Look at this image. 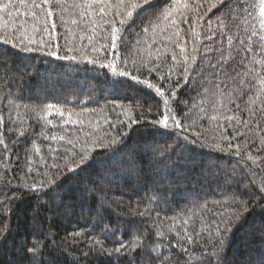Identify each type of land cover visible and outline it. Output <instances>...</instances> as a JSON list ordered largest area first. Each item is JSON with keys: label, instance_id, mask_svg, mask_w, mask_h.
Returning a JSON list of instances; mask_svg holds the SVG:
<instances>
[{"label": "trees", "instance_id": "trees-1", "mask_svg": "<svg viewBox=\"0 0 264 264\" xmlns=\"http://www.w3.org/2000/svg\"><path fill=\"white\" fill-rule=\"evenodd\" d=\"M63 2L67 6L64 23L59 19V13H54L50 25L55 22L57 33L67 32L70 40L79 42L84 26L82 22L71 24L72 19L79 20L78 10L73 9L72 4L82 0ZM184 2L190 9L196 5L186 13L189 23L179 24L181 43L185 44L187 52L191 53L194 42L202 52L205 45L216 47L221 40L227 50L230 47L227 35L245 37L244 17L237 16L235 11L239 0H227L231 9L217 4L211 11H207L209 5L217 0H182ZM249 2L258 4L259 0ZM165 7L168 4L163 0H156L151 8L160 11L149 18L152 25L149 31L143 32L149 20L129 25L128 34L119 47L120 57L127 58L128 70L137 76V81L131 80L130 76L112 77L108 70L94 68L92 64L61 61L40 52L25 53L0 43V66L7 65V68L0 67V116L3 117L0 139L7 145V150L0 145V264H24L28 259L26 247L31 246L34 236L40 232L50 234L43 258L45 264H114L118 260L115 254L99 253L92 249V243L94 239H102L108 248L118 246L121 239L129 243L135 238L133 226L138 234H153L154 241L167 250L165 260L179 259L180 264H184L188 257L201 255L204 251L201 245L208 239L213 220L221 212L231 211L234 206L228 201L234 193L240 192L243 195L237 198L246 200L250 210L225 238L221 261L222 264H264V145L260 143L264 136V113L257 110L259 102L248 104L249 96H256L259 83L251 77L236 76L235 82H228L229 89L240 87L241 92L233 93L234 102L228 106L231 110L221 109L218 102L214 106L204 90L212 88L216 81L211 75L212 69L201 65L198 55L197 65L200 66L194 68L193 78L185 84L181 75L182 57L173 43L177 39L173 35L175 29L161 18ZM151 8L145 5L134 16L142 18ZM206 11L207 15L203 16ZM200 16L203 20L195 25V31L200 35L194 38L188 30L189 25L193 17ZM176 19L179 22L180 17ZM209 21L212 29L217 30L212 41L206 39ZM220 21L228 28L222 29ZM219 30L225 31V37H220ZM98 32L107 36L102 28ZM59 42L63 45L64 40ZM100 44L108 45L111 50L110 38L99 39L97 46ZM238 44L239 40L234 39L231 47ZM173 51L180 64L172 60ZM256 55L257 59L264 58V53L257 52ZM100 56L102 60L105 56L112 58L104 51ZM240 59L241 55H236L229 61L230 75H235L231 66L238 64ZM149 67L155 70L149 73ZM170 69L171 79L168 78ZM237 71L244 72L246 68L239 65ZM160 76H164V80ZM144 79L161 87L166 95L169 86L176 88L179 84V102L172 104L173 109L182 122L188 124L203 117L197 130L209 141L219 139V133L224 131L217 127V122L210 121L211 115L220 117V123L225 127L228 124L224 119L226 115H238L241 121L251 118L254 120L249 126L251 130L241 123L236 127L244 135L231 139L234 128L227 127L233 145L231 150L228 149L229 141L222 142L224 151L200 145L194 149L186 148L175 133L162 134L165 131L162 126L150 123L157 118V106L162 112L163 105L154 89L138 82ZM241 79L247 87L240 86ZM113 80L121 82L113 85ZM9 99L13 100L12 105L8 104ZM48 104L60 106L65 116L55 114V109L51 110L53 115L48 116ZM117 104L122 107H116ZM185 113L189 117L187 120H183ZM132 119L138 123L129 128ZM232 123L236 124L235 121ZM60 136L65 140H60ZM112 136L123 141L114 157L92 143L98 138L107 140ZM68 139L75 142L76 153H80L83 145L91 157L82 171L77 169L79 175L65 168V164L76 158L70 150L72 146L67 144ZM237 144L242 158L235 155ZM248 153L260 159L249 160ZM114 160L127 163L114 165ZM54 163L59 167H53ZM61 171L72 177L65 180V186L87 183L93 189L87 198L76 201L75 206L67 210L57 209L59 202H52L50 196H43L38 201L41 194L26 187L33 183L39 187ZM107 173L114 175L102 179ZM105 229H108L106 238ZM185 229L196 243H188ZM157 230L165 233L164 238L155 237ZM178 241L188 248L187 253L176 247ZM140 258V253H136L134 264H140ZM129 259L119 258L118 264H129ZM143 261L151 264L147 255ZM188 264L193 261L189 260Z\"/></svg>", "mask_w": 264, "mask_h": 264}, {"label": "snow or ice", "instance_id": "snow-or-ice-1", "mask_svg": "<svg viewBox=\"0 0 264 264\" xmlns=\"http://www.w3.org/2000/svg\"><path fill=\"white\" fill-rule=\"evenodd\" d=\"M164 4H168V7L163 8L161 13V18L164 21L170 22L175 32L173 35L177 38L173 41L176 48H179V55L182 57V66L184 83H189L192 79V74L194 68L199 67L197 65V56H200V64L206 65L208 68L212 69L211 75L214 77L216 83H214L212 88H205L206 95L209 96L213 105L218 102L221 109L228 110L229 105L233 101V93H240V87H233L229 89V81L235 82L236 76L241 77H251V80L258 81L259 88H257L256 96H249L248 104L255 105L259 102L258 111L264 113V58L257 59V52L264 53V0H259L258 4L250 3L249 0H239L236 4V14L237 16L242 15L244 17L242 23L245 25L244 32L245 37L240 38L238 36L227 35V42L230 46L229 49L225 50L223 48L222 40L219 46L205 45L202 52L199 51L198 45L194 42L191 53L187 52L185 44L181 43L183 37L181 36L182 29L179 24H188L187 12L191 11L196 7L192 6L190 9L189 5L182 0H163ZM156 4V0H82L80 3H73L72 8L78 10V19H72V25H78L83 23V30L79 35V42L75 39H69L68 33H57V24L50 21L54 16V13H59V19L62 24L64 23V14L67 11V6L64 4L63 0H0V43L4 45H11L13 48H17L25 53L40 52L43 55L54 57L57 60L69 61L80 63L84 62L87 64H92L94 68L99 67L100 69H106L111 74L112 77L122 78L131 77V80L137 81V76L132 75L128 70L127 58H121L119 54V47L124 41V37L128 34L129 25L135 24L137 22L143 23L144 20H149L148 26L143 28V32L147 33L150 29L151 22L150 17L156 16L160 11L158 8H151V6ZM220 4L223 8L231 9V5L227 3V0H217L216 3L209 5L207 11H211L212 8L217 7ZM145 5L150 6L151 10L147 12V15L138 18L134 16L139 9L143 8ZM258 8V14L256 9ZM207 11L203 16L207 15ZM180 17L179 22L176 17ZM203 16L199 18L193 17L192 23L189 25V32H191L194 38L199 37V33L195 31V25L199 20H203ZM23 17V19H21ZM222 29H227L228 25L223 24L220 21ZM50 25V26H49ZM209 34L206 39L212 41L217 35V30L212 29V22H208ZM102 28L103 32L107 33L104 36L103 33L98 32V29ZM219 35L221 38L225 37V31L219 30ZM110 38V51L109 46L106 44H97L99 39H109ZM60 39L64 40L63 45L60 44ZM171 39V37H169ZM238 39L239 44L233 48V40ZM87 41L85 43L84 41ZM215 43V42H214ZM108 52L112 57L108 59L107 56L101 59L100 53ZM212 55H209V54ZM218 54V55H217ZM236 55H241V59L238 64L231 66V71L235 75H230L229 72V61L234 60ZM2 56V53H0ZM250 57V59H249ZM172 60L177 64L181 62L177 58V53L173 51ZM215 60V63L212 61ZM239 65H244L246 71L239 72L237 68ZM259 65V67H255ZM0 67L7 68V65H2ZM158 67V65L156 66ZM154 67H149L148 71L151 73L154 71ZM172 70H169L168 78L171 79ZM161 80H164V76H160ZM121 81L113 80L112 84H118ZM139 83L146 85L148 88L154 89L155 93L162 98L163 110L160 112L158 107V115L156 119L150 121L153 126H162L165 130L162 134H172L175 133L178 140L182 139L184 146L186 148H195L196 145L201 147H208L218 151H224L221 147L223 141H229L228 149L231 150L233 147L230 142V138L227 135V127H233L234 132L231 139H235L237 135H244L243 132L239 131L236 126L241 123L245 128L250 129V125L254 122L253 119L240 120L238 115H226L224 119L228 122L227 127L220 123V117L217 115H211L210 121L217 122L218 128H224L223 132L219 133V139H214L209 141L205 134L197 130V125L199 120L203 117H197L193 120L192 124L182 122V118L179 117L176 111L173 109L172 104L178 103L177 89L180 87L177 84L176 88H171L169 86V92L166 95L165 91L152 83L148 79L140 80ZM251 82V81H250ZM241 87H247L244 79L239 81ZM226 89H228L226 91ZM103 91V88L100 89ZM242 94V93H241ZM8 104L12 105L13 100L9 99ZM19 107V105H16ZM47 112L48 116L53 115L52 109H55V114L60 117H64L65 113L60 106L48 104ZM116 107H122V105L117 104ZM192 107H197L193 105ZM239 107V106H237ZM191 111V109L189 110ZM203 112V107L200 108ZM251 112V109H250ZM72 113L69 112L68 116L71 117ZM188 114L185 113L183 120H187ZM233 121L236 122L233 125ZM3 122V117L0 116V123ZM68 121H66L67 123ZM49 124L52 123L51 120L48 121ZM138 123L137 120L132 119L128 123V127L131 128L133 124ZM115 127V125H112ZM191 133V134H190ZM60 140H65L64 136L59 137ZM123 141L118 139L116 136H112L110 139L98 138L93 140L92 143L96 145L97 148L106 150L110 156H116L119 152V146ZM261 145H264V136L260 138ZM67 144L72 146L71 151L73 152L75 159H71L68 164H65V168L68 172L75 175H79V172L83 170L84 166H87V162L91 157L88 154V150L84 148L83 145L80 146V153L75 152V142L72 139L67 140ZM0 145H4V149L7 150V145L0 139ZM237 151L235 155L237 157H243V153L240 150V145H236ZM96 149L94 148L93 151ZM39 151V149H37ZM50 151H55L50 149ZM54 161L56 157L53 158ZM248 159L259 160L260 157H253L251 153H248ZM127 163L124 160H114L113 164ZM69 164L75 165V167H70ZM53 167H59L58 164L54 163ZM29 172L32 171L31 167L28 169ZM114 173H107L102 179H110ZM71 176H67L63 171L56 173L51 179L46 180L41 183L38 187L37 184L33 183L31 186H27L30 191L34 193H40L41 195L37 197L38 201L43 196H50L52 202L57 203V209L63 208L65 210L73 208L76 201H83L87 198L93 191L89 184H84L81 186L77 183L75 186L68 184L65 186V180L71 179ZM9 186H11V181H8ZM246 187V186H245ZM238 195H243V192L239 194L234 193L228 203L234 207L231 211L221 212L219 216L213 220L212 226L208 231V239L205 244L201 245L204 251L199 257L190 256L184 262L188 264V261H193V264H222L221 253L224 248V241L227 236L231 235L233 227L240 222L244 214L250 209L248 208V202L246 200L238 199ZM144 215V213H141ZM187 222H185L186 224ZM105 238L108 233V229L104 230ZM187 241L189 244L196 243L193 241L192 234L188 233L185 229ZM50 234H45L40 232L38 235L34 236L31 241V246L26 247V253L28 254V259L24 264H45L44 256L46 254L45 250L47 248V239ZM134 239L130 240L129 243H125L122 239L119 245L114 248H108L105 246L102 239H94L92 243V249L98 251L99 253L112 256L116 255L118 258L129 257V264H134L136 260V253H140V264H144L143 257L145 255L150 257L151 264H180V260L176 259L174 262L171 260H165V255L167 250L162 248V245L154 241L152 233L144 236L138 234V230L133 226ZM165 233L163 231L157 230L155 233L156 238H164ZM200 236V233H197ZM0 238H2V233H0ZM182 252L187 253L188 248L180 243L176 244ZM209 247L211 251H209ZM171 248V244H169ZM118 260L114 264H118Z\"/></svg>", "mask_w": 264, "mask_h": 264}]
</instances>
